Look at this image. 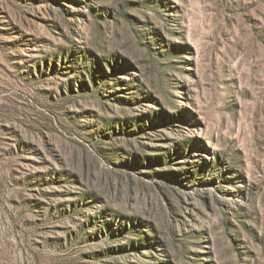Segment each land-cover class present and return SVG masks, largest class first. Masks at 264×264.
I'll use <instances>...</instances> for the list:
<instances>
[{
	"label": "rangeland",
	"instance_id": "obj_1",
	"mask_svg": "<svg viewBox=\"0 0 264 264\" xmlns=\"http://www.w3.org/2000/svg\"><path fill=\"white\" fill-rule=\"evenodd\" d=\"M0 264H264V0H0Z\"/></svg>",
	"mask_w": 264,
	"mask_h": 264
}]
</instances>
